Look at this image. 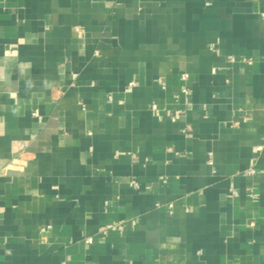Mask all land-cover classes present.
I'll return each instance as SVG.
<instances>
[{
	"label": "crops",
	"instance_id": "obj_1",
	"mask_svg": "<svg viewBox=\"0 0 264 264\" xmlns=\"http://www.w3.org/2000/svg\"><path fill=\"white\" fill-rule=\"evenodd\" d=\"M0 264H264V0H0Z\"/></svg>",
	"mask_w": 264,
	"mask_h": 264
},
{
	"label": "built area",
	"instance_id": "obj_2",
	"mask_svg": "<svg viewBox=\"0 0 264 264\" xmlns=\"http://www.w3.org/2000/svg\"><path fill=\"white\" fill-rule=\"evenodd\" d=\"M159 83L161 84L162 88H165V86L163 85V82H162L161 80H159ZM184 93L187 94V90H184ZM152 110H153V112L156 114V116H158L159 118H162V112H161V110L159 109L158 105L154 104V105L152 106ZM178 116H179V112H176L175 114H173V115L171 116V119H172L173 121H175V120L177 119ZM262 149H263L262 146H259V147H258V150H259V151H261ZM247 174H248V175H255L256 172H255V170H254L253 168H250L249 170H247ZM112 228H119V229H122L123 226H122V225H117V226L109 225V226H107V229H112ZM87 242H88V243H92V242H93V238H88V239H87Z\"/></svg>",
	"mask_w": 264,
	"mask_h": 264
}]
</instances>
